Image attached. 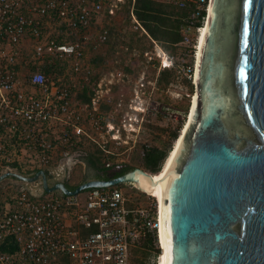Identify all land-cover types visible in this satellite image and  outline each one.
<instances>
[{
    "label": "built area",
    "instance_id": "built-area-1",
    "mask_svg": "<svg viewBox=\"0 0 264 264\" xmlns=\"http://www.w3.org/2000/svg\"><path fill=\"white\" fill-rule=\"evenodd\" d=\"M126 1L0 0L1 174L27 167L57 180L84 163L86 139L104 151L102 82L87 102L77 88L110 38L99 21L114 20ZM156 1L190 8L178 46L194 60L209 0ZM129 16L146 33L131 7ZM160 233L159 201L133 183L75 196L17 186L0 215V264H159Z\"/></svg>",
    "mask_w": 264,
    "mask_h": 264
},
{
    "label": "water",
    "instance_id": "water-1",
    "mask_svg": "<svg viewBox=\"0 0 264 264\" xmlns=\"http://www.w3.org/2000/svg\"><path fill=\"white\" fill-rule=\"evenodd\" d=\"M190 121L159 189L161 264H264V0H212ZM136 169L73 189L0 175L75 196L133 183Z\"/></svg>",
    "mask_w": 264,
    "mask_h": 264
},
{
    "label": "rangeland",
    "instance_id": "rangeland-1",
    "mask_svg": "<svg viewBox=\"0 0 264 264\" xmlns=\"http://www.w3.org/2000/svg\"><path fill=\"white\" fill-rule=\"evenodd\" d=\"M126 5L114 20L108 21L103 17L99 21L100 25L108 22L110 38L101 51L91 53L92 74L86 83L78 84L76 99L80 100L82 90L86 89L90 101L101 80L103 97L100 110L104 125L109 123L111 129L104 127L102 130L107 141L104 151L87 139L82 148L86 159L98 156L104 168L109 162L110 168H106L109 171L128 167L129 172L132 169L144 170L145 149L157 148L168 153L175 140L173 134L177 133L178 136L188 121L195 96L194 71L190 74L188 68L193 69L195 60L190 56L185 57L180 46L169 50L172 56L165 52L164 57L157 54L158 44L147 33L135 29ZM163 70L169 72L165 78L160 74ZM89 133L98 139L94 132ZM113 136L116 141H112ZM86 159L84 165H73L64 177L55 180L47 176L48 180L76 187L93 179ZM17 171L25 176H33L38 170L23 167ZM17 186L41 189L39 182L1 181L0 215L10 203ZM123 188L131 195V190Z\"/></svg>",
    "mask_w": 264,
    "mask_h": 264
},
{
    "label": "trees",
    "instance_id": "trees-1",
    "mask_svg": "<svg viewBox=\"0 0 264 264\" xmlns=\"http://www.w3.org/2000/svg\"><path fill=\"white\" fill-rule=\"evenodd\" d=\"M126 2V6L128 8L127 12L131 7L136 20L145 30L149 38L156 42L163 52L171 55L170 53H168L170 52L169 50L177 49L179 47L178 44L182 40L180 27L183 24V20L188 16L190 8L181 10L175 8L174 6L158 2L156 0H134V2L127 0ZM160 74L162 78H165L169 75V72L163 70L162 72H160ZM86 91V89L82 90V94L80 96L81 101L86 102L89 100L88 96L86 95ZM176 134L177 133L173 134V137L175 138L173 144L178 140L179 137V135L177 136ZM171 149L169 150V152L171 151ZM169 152L166 153L165 151L157 148L145 149L142 162V167L144 169L143 171H148L149 173H151L150 175L158 174L161 171L160 168H162ZM86 164L92 171L93 179L112 178L108 176V171L110 169H106L102 166L100 158L98 156H90V158L86 159ZM127 172L128 167H124L119 174H116V176L123 175ZM65 185L69 189L74 188L72 186H69L68 184ZM7 250L13 251L14 247H10Z\"/></svg>",
    "mask_w": 264,
    "mask_h": 264
},
{
    "label": "bare ground",
    "instance_id": "bare-ground-1",
    "mask_svg": "<svg viewBox=\"0 0 264 264\" xmlns=\"http://www.w3.org/2000/svg\"><path fill=\"white\" fill-rule=\"evenodd\" d=\"M211 1L212 0L208 1L207 16L205 18V24L203 25L202 29L200 30V33H199L198 39H197L198 42H197V47H196L195 55H194V60H195L194 77H193L194 83H196V79H197L199 57H200L203 39H204L205 31H206L207 21H208L210 7H211ZM156 51H157V54H160V55L162 54L161 51L159 50V48H156ZM190 108L191 109H190L189 116L187 119L188 121H186L185 125L181 129V131L179 133L178 140L173 144V147H172L171 151L169 152L167 158L165 159L162 168H160L161 171L156 175H150L141 169H136L132 173V180H133V184L136 187V189H138L140 192H142L148 196L154 197L158 201H159V189L168 176V173L170 171L176 150H177L179 143L181 141V138H182V136L186 130V127L190 121V117H191V113H192V109H193V102H192V106ZM160 240H161V247L163 249L161 257H163L164 253H165V249H164V244H163L161 233H160ZM159 264H161V259L159 260Z\"/></svg>",
    "mask_w": 264,
    "mask_h": 264
},
{
    "label": "flooded vegetation",
    "instance_id": "flooded-vegetation-1",
    "mask_svg": "<svg viewBox=\"0 0 264 264\" xmlns=\"http://www.w3.org/2000/svg\"><path fill=\"white\" fill-rule=\"evenodd\" d=\"M122 169H123V168L108 171V176H109V177H112V178H113V177H118V176H116V174H119V173L121 172Z\"/></svg>",
    "mask_w": 264,
    "mask_h": 264
}]
</instances>
